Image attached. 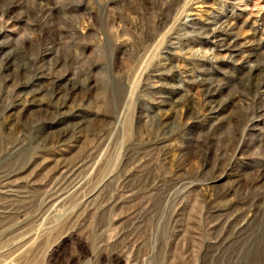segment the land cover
Wrapping results in <instances>:
<instances>
[{
  "label": "rangeland",
  "instance_id": "1",
  "mask_svg": "<svg viewBox=\"0 0 264 264\" xmlns=\"http://www.w3.org/2000/svg\"><path fill=\"white\" fill-rule=\"evenodd\" d=\"M0 264H264V0H0Z\"/></svg>",
  "mask_w": 264,
  "mask_h": 264
},
{
  "label": "bare ground",
  "instance_id": "2",
  "mask_svg": "<svg viewBox=\"0 0 264 264\" xmlns=\"http://www.w3.org/2000/svg\"><path fill=\"white\" fill-rule=\"evenodd\" d=\"M216 36V35H215ZM230 42V41H229ZM228 47V44H225L224 43V40H222L221 41V43H220V48H221V50H227V51H234V47H235V44L233 43L232 45H230L229 46V48H227ZM9 61V60H8ZM8 67H9V65H8ZM7 66H6V69L8 68ZM160 70V69H159ZM38 79H40L39 77L38 78H36L35 79V81H37ZM20 103V102H19ZM19 105V104H18ZM22 109H25V106H23V108ZM64 171V170H63Z\"/></svg>",
  "mask_w": 264,
  "mask_h": 264
}]
</instances>
